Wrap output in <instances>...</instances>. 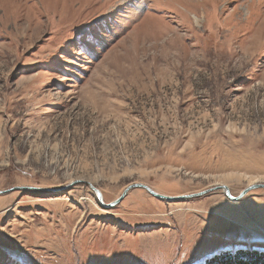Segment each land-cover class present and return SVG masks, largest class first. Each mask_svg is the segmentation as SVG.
Wrapping results in <instances>:
<instances>
[{"label": "rangeland", "instance_id": "rangeland-1", "mask_svg": "<svg viewBox=\"0 0 264 264\" xmlns=\"http://www.w3.org/2000/svg\"><path fill=\"white\" fill-rule=\"evenodd\" d=\"M76 179L264 182V0H0V264L264 250V189Z\"/></svg>", "mask_w": 264, "mask_h": 264}, {"label": "water", "instance_id": "water-1", "mask_svg": "<svg viewBox=\"0 0 264 264\" xmlns=\"http://www.w3.org/2000/svg\"><path fill=\"white\" fill-rule=\"evenodd\" d=\"M75 183H80V184H86L93 192L94 195L96 197V200L98 201V203L100 204V206H102L103 208H111L115 205H117L127 194V192H129V190L134 189V188H142L145 191H147L150 195L159 198V199H163V200H177V199H185V198H192V197H197V196H201L204 195L208 192H211L213 190H218L221 189L223 191V193L225 194V196L227 198H229L232 201H238L240 200L245 194H247L249 191L254 190V189H264V182L262 183H253L250 184L248 186H246L245 188H243L240 193L236 196L232 195L230 192L229 187L226 184H219V185H215L212 186L210 188L201 190L199 192L196 193H191V194H184V195H179V196H168V195H164L161 194L159 192H157L156 190H154L152 187H150L149 185L142 183V182H133L128 184L124 190L122 191V193L115 198L114 200L110 201L109 203L104 202L103 197H102V193L100 191V189H98L94 184H92L91 182H87L85 180H80V179H76L72 182H70L68 185H66L65 187H68L72 184ZM15 189H30V190H49L46 188H41V187H35V186H14L8 189H4V190H0V194L15 190Z\"/></svg>", "mask_w": 264, "mask_h": 264}, {"label": "trees", "instance_id": "trees-1", "mask_svg": "<svg viewBox=\"0 0 264 264\" xmlns=\"http://www.w3.org/2000/svg\"><path fill=\"white\" fill-rule=\"evenodd\" d=\"M200 264H264V250L245 248L222 250Z\"/></svg>", "mask_w": 264, "mask_h": 264}, {"label": "bare ground", "instance_id": "bare-ground-1", "mask_svg": "<svg viewBox=\"0 0 264 264\" xmlns=\"http://www.w3.org/2000/svg\"><path fill=\"white\" fill-rule=\"evenodd\" d=\"M193 18H194V20H195V22H198V17H196L195 15H193ZM74 181V180H73ZM72 182V181H71ZM254 182H256V181H254ZM254 182H252V183H250V184H253ZM250 184H248V185H250ZM247 185V186H248ZM128 193V192H127ZM102 197H103V195H102ZM104 200V199H103ZM109 203V202H108Z\"/></svg>", "mask_w": 264, "mask_h": 264}, {"label": "snow or ice", "instance_id": "snow-or-ice-1", "mask_svg": "<svg viewBox=\"0 0 264 264\" xmlns=\"http://www.w3.org/2000/svg\"><path fill=\"white\" fill-rule=\"evenodd\" d=\"M85 43H87V41H85Z\"/></svg>", "mask_w": 264, "mask_h": 264}]
</instances>
